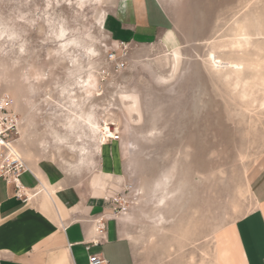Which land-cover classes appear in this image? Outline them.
<instances>
[{"label": "rangeland", "instance_id": "obj_1", "mask_svg": "<svg viewBox=\"0 0 264 264\" xmlns=\"http://www.w3.org/2000/svg\"><path fill=\"white\" fill-rule=\"evenodd\" d=\"M241 29L248 43L228 47ZM210 52L244 63L249 95ZM80 78L90 96L82 108L103 128L96 141L76 142L67 125L63 91ZM261 80L264 0H0V92L19 115L16 149L86 184L103 178L102 152H120L105 184L124 198L141 261L209 264L215 231L251 210L249 182L264 164ZM71 145L92 161L78 162Z\"/></svg>", "mask_w": 264, "mask_h": 264}, {"label": "crops", "instance_id": "obj_2", "mask_svg": "<svg viewBox=\"0 0 264 264\" xmlns=\"http://www.w3.org/2000/svg\"><path fill=\"white\" fill-rule=\"evenodd\" d=\"M92 153L88 150V162ZM102 154L100 182L86 184L74 176L76 170L25 156L27 170L19 176L25 195L18 196L15 184L0 178V264H86L92 254L104 259L100 264H151L141 261L126 227L128 213L113 210L114 193L106 188L119 172L121 154L112 152L113 159L107 150ZM249 188L251 210L215 231L209 264H264V164ZM96 219L104 222L101 232Z\"/></svg>", "mask_w": 264, "mask_h": 264}, {"label": "bare ground", "instance_id": "obj_3", "mask_svg": "<svg viewBox=\"0 0 264 264\" xmlns=\"http://www.w3.org/2000/svg\"><path fill=\"white\" fill-rule=\"evenodd\" d=\"M240 31H241V33H240L241 36L239 38L231 41V43L229 45H227L228 47H231L233 49H242L243 46L248 43L249 36H248L246 30L241 29ZM238 35H239V33H238ZM93 51L89 50L90 53H92ZM171 54H172V60H173L172 61L173 62V70L172 71L174 72L177 68V64L179 63L180 53L177 49H174L173 53H171ZM208 59L214 68H216L220 71H224L228 75L229 74L232 75V77L234 79L233 85L237 89L241 90V96L245 97V96L250 94V92L248 91V88L251 86V84L249 85L250 77L249 78H243L242 77L243 76L242 73H243V69H244V63H242L241 61H235V60H231V59L220 58L217 55H215L213 52L209 53ZM250 66L254 69V71L256 70V67H254L253 64H250ZM252 76H255V73ZM251 78L253 79V77H251ZM262 78H263V76L260 79H262ZM252 79L250 82H252ZM261 82L264 83V80H261ZM74 84L75 85L73 87H71L70 89H65L63 91V93L65 92L67 94V97H69V101H70V105H71V107L69 106L70 109L68 110L69 114H67V125L70 128L75 130L73 137L76 140V142H82L85 138L96 141V136H98V134L102 132L103 128L101 127V125L97 121V119H96V117L92 111L86 112L83 110L84 107L82 108L84 102L87 101V99H89V97H90L89 94L87 93L88 83L86 82V80L83 79L82 81H76ZM254 85L256 87L258 84L254 83ZM252 86H253V84H252ZM79 93H80V95H79ZM195 102H197V101H195ZM259 105L264 106V99L259 102ZM67 125H66V127H67ZM85 129H87L89 131V133H86ZM19 134L16 137V141L20 140L21 136ZM58 139L60 141L63 140L61 137H58ZM88 139H86V140H88ZM106 140H107V138H106ZM71 148H72V150H74L76 152V154L78 156V162H83L84 159L88 156V150H87L86 146L71 145ZM131 188H132V186L130 185L129 189H131ZM164 191H165V189H164ZM169 192H171V191H166L165 193L163 192V195L160 198H158L159 200H157V202H159L158 203L159 206L166 202L165 197H167ZM169 195H171V194H169ZM170 199H171V196H170Z\"/></svg>", "mask_w": 264, "mask_h": 264}, {"label": "built area", "instance_id": "obj_4", "mask_svg": "<svg viewBox=\"0 0 264 264\" xmlns=\"http://www.w3.org/2000/svg\"><path fill=\"white\" fill-rule=\"evenodd\" d=\"M123 45L124 43L121 42ZM113 57L114 53H110ZM123 66V62L120 63ZM20 120L19 115L13 109V100L8 93L0 92V140L3 143L0 144V178L6 182H13L16 187L18 196L23 195L21 191V185L19 182L20 174L27 170V164L22 155L17 151L15 147L16 137L19 134ZM119 133L114 130L110 138L112 140L119 139ZM130 185L127 186V189ZM25 195V194H24ZM28 196H25L27 199ZM122 197L112 196L111 200L114 203L113 210L118 212H125ZM104 229V222L100 219H96V230L101 232ZM104 259L96 254H92L88 258L86 264H100Z\"/></svg>", "mask_w": 264, "mask_h": 264}, {"label": "snow or ice", "instance_id": "obj_5", "mask_svg": "<svg viewBox=\"0 0 264 264\" xmlns=\"http://www.w3.org/2000/svg\"><path fill=\"white\" fill-rule=\"evenodd\" d=\"M61 35L63 36L64 35V33L63 32H61ZM21 51H23V49H21ZM3 143V140H0V144H2Z\"/></svg>", "mask_w": 264, "mask_h": 264}]
</instances>
